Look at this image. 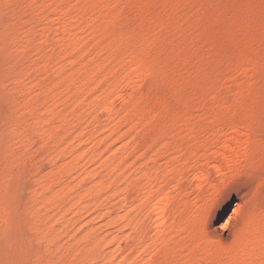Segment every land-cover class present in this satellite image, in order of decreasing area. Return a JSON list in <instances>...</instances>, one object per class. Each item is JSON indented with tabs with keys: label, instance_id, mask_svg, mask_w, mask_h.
I'll use <instances>...</instances> for the list:
<instances>
[{
	"label": "rangeland",
	"instance_id": "rangeland-1",
	"mask_svg": "<svg viewBox=\"0 0 264 264\" xmlns=\"http://www.w3.org/2000/svg\"><path fill=\"white\" fill-rule=\"evenodd\" d=\"M0 264H264V0H0Z\"/></svg>",
	"mask_w": 264,
	"mask_h": 264
},
{
	"label": "bare ground",
	"instance_id": "bare-ground-1",
	"mask_svg": "<svg viewBox=\"0 0 264 264\" xmlns=\"http://www.w3.org/2000/svg\"><path fill=\"white\" fill-rule=\"evenodd\" d=\"M219 169V168H218Z\"/></svg>",
	"mask_w": 264,
	"mask_h": 264
}]
</instances>
